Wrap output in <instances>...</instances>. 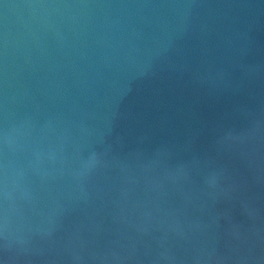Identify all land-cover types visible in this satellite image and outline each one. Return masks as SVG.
I'll use <instances>...</instances> for the list:
<instances>
[{
  "label": "water",
  "instance_id": "obj_1",
  "mask_svg": "<svg viewBox=\"0 0 264 264\" xmlns=\"http://www.w3.org/2000/svg\"><path fill=\"white\" fill-rule=\"evenodd\" d=\"M0 264H264V0H0Z\"/></svg>",
  "mask_w": 264,
  "mask_h": 264
}]
</instances>
